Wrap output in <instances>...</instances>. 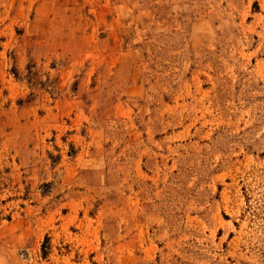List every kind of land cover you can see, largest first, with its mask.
I'll list each match as a JSON object with an SVG mask.
<instances>
[{"label": "rangeland", "instance_id": "rangeland-1", "mask_svg": "<svg viewBox=\"0 0 264 264\" xmlns=\"http://www.w3.org/2000/svg\"><path fill=\"white\" fill-rule=\"evenodd\" d=\"M0 264H264V0H0Z\"/></svg>", "mask_w": 264, "mask_h": 264}]
</instances>
